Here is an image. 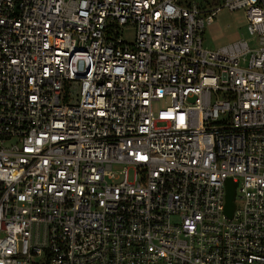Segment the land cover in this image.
<instances>
[{"label": "built area", "instance_id": "built-area-1", "mask_svg": "<svg viewBox=\"0 0 264 264\" xmlns=\"http://www.w3.org/2000/svg\"><path fill=\"white\" fill-rule=\"evenodd\" d=\"M0 264H264V0H0Z\"/></svg>", "mask_w": 264, "mask_h": 264}, {"label": "rangeland", "instance_id": "rangeland-1", "mask_svg": "<svg viewBox=\"0 0 264 264\" xmlns=\"http://www.w3.org/2000/svg\"><path fill=\"white\" fill-rule=\"evenodd\" d=\"M212 2V0H208ZM136 30L134 26H127L121 31V38L127 44L135 42ZM204 48L210 50H218L228 45L245 40L249 43L251 50L257 48L255 41L248 31V19L245 10L231 11L227 8L221 9L214 23L207 26L203 33ZM249 59V58H247ZM170 106L168 99L153 103V110L157 113ZM240 206V200H236Z\"/></svg>", "mask_w": 264, "mask_h": 264}, {"label": "water", "instance_id": "water-1", "mask_svg": "<svg viewBox=\"0 0 264 264\" xmlns=\"http://www.w3.org/2000/svg\"><path fill=\"white\" fill-rule=\"evenodd\" d=\"M237 184H234L231 180L227 182V195H226V207L225 214L231 219L235 211V198Z\"/></svg>", "mask_w": 264, "mask_h": 264}]
</instances>
